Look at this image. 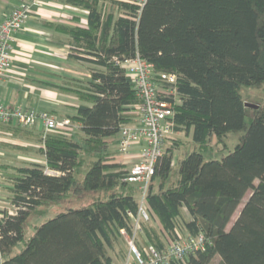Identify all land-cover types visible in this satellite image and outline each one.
<instances>
[{"label": "trees", "instance_id": "16d2710c", "mask_svg": "<svg viewBox=\"0 0 264 264\" xmlns=\"http://www.w3.org/2000/svg\"><path fill=\"white\" fill-rule=\"evenodd\" d=\"M63 1L89 11L87 27L51 26L69 35L68 57L87 63L91 76L66 84L81 100L67 114L79 124L70 134L43 135L47 163L7 166L4 180L16 212L0 210V264H115L117 247L114 253L126 258L122 230L134 234L139 190L123 179L124 165L110 162L109 146L140 102L114 57L137 54L157 72L177 73L181 103L171 121L195 145L173 166L174 148L183 141L167 140L146 196L150 220L141 219L136 230L137 247L145 254L149 245L164 249L168 237L204 233L203 249L167 264H211L216 257L218 264H264V99L258 108L247 107L242 93L264 85V0H147L143 7L131 0ZM231 132H242L234 149L207 159L213 139L225 143ZM87 192L102 194L27 233L37 208Z\"/></svg>", "mask_w": 264, "mask_h": 264}, {"label": "crops", "instance_id": "0c3cea01", "mask_svg": "<svg viewBox=\"0 0 264 264\" xmlns=\"http://www.w3.org/2000/svg\"><path fill=\"white\" fill-rule=\"evenodd\" d=\"M24 3L31 4V13L10 41L11 65L0 80V101L9 107L32 108L48 114L52 112L50 115L57 117H67V114L76 112V106L81 100L74 92L66 89V84L70 79L89 78L90 71L87 63L68 57L69 35L51 25L56 23L82 27L80 18L84 16L81 11L83 7L75 5L78 10L71 9L63 0H0V21ZM85 67L86 71L82 72L81 69ZM43 132L42 121L28 128L13 124L2 126L0 174L3 179L8 173L7 166L47 163L46 156L40 150ZM143 147L144 142L140 140L134 143L128 156L111 151L110 162L128 168L138 161ZM3 181L5 183L0 187V197L3 198L0 202L9 201L5 209L13 210L9 184ZM4 191L8 198L1 195Z\"/></svg>", "mask_w": 264, "mask_h": 264}, {"label": "built area", "instance_id": "2783aa9c", "mask_svg": "<svg viewBox=\"0 0 264 264\" xmlns=\"http://www.w3.org/2000/svg\"><path fill=\"white\" fill-rule=\"evenodd\" d=\"M146 1L134 0L133 2L143 7ZM66 6L78 10L75 5L67 4ZM81 11L89 13L87 9ZM30 13L31 4L24 3L11 10L0 21V80L11 65L10 41L14 38L15 32L19 31L26 23ZM114 63L131 77L140 97V102L133 105L134 120L125 124L119 132L118 151L120 155L128 156L135 142L140 140L144 142L138 161L125 168L123 175L125 181L135 185L139 190L140 207L134 234L130 236L125 230H122V234L128 242V253L122 264H167L173 259H183L188 254L203 249L209 241V237L204 233L187 235L180 240L168 237L167 246L164 249H157L154 245H149L145 254L135 243L136 230L141 227L140 220H150L146 208V196L156 165L165 154L168 138L177 132L171 120L175 114V105L181 103L178 75L174 72H157L153 63L139 54L125 59L114 57ZM38 121L43 123V135L52 130H61L70 134L79 124L78 122L75 124L68 117H57L32 108L9 107L0 101V139L2 126L13 124L21 128H28L34 126ZM174 162L173 158L172 165L175 164ZM47 172L50 171L47 170ZM15 212V207L13 210H9L11 214Z\"/></svg>", "mask_w": 264, "mask_h": 264}, {"label": "rangeland", "instance_id": "374dc122", "mask_svg": "<svg viewBox=\"0 0 264 264\" xmlns=\"http://www.w3.org/2000/svg\"><path fill=\"white\" fill-rule=\"evenodd\" d=\"M110 1V0H109ZM134 1V0H131ZM82 10H85L84 8ZM88 11V10H87ZM84 16L82 18H80V23L83 24L82 27H87V20H88V14L83 12ZM86 68L81 69L82 72L86 71ZM242 93L244 96V99L246 100V102H251V103H255V104H261L263 102L264 99V85L259 86V87H243L242 89ZM252 116L253 115H249L247 116V123H250L252 121ZM242 132H231L228 134V136L225 138V143H216V139L214 138L211 145L213 147V150H210L208 152L205 153V157L207 159L209 158H221L223 155L227 154L228 152L232 151L235 147V145L237 144V142L239 141V137L240 134ZM171 143L174 139L177 140H182L183 144L181 145V147L179 148H174V152H173V158H174V163L176 164V161L181 158V157H185L194 147V143L191 139V136L186 135L184 132H176L173 133L171 135L169 139H171ZM119 139V134L115 137V140L110 144L109 149L112 152H117V155H120L119 151H118V144H117V140ZM169 141L168 143L166 142L165 145V151H167V149L169 148ZM112 155V154H111ZM174 164V165H175ZM173 165V166H174ZM86 171V169L83 168V172ZM0 187L1 184H4L5 182L3 181L4 179L2 178V174H0ZM102 193H98V192H87V193H82V194H72L69 197H65L64 199L58 201V202H53L52 204H48V205H43L40 206L39 208H37L29 217V219L27 220L26 223V229H27V233L31 234L34 232L35 228L37 225L41 224L42 222H44L45 220L51 218L52 216H54L57 212L61 211V210H65L71 206H78V205H83L86 203L91 202L92 200H94L95 198L98 197V195L100 196ZM251 192H248L245 195L244 201H246L249 196H250ZM1 195H4V197L8 196L6 195V192L4 191L3 193H1ZM2 197H0V199H2ZM2 201H5L4 199ZM9 206V201L7 203L5 202H0V208L5 209L6 206ZM244 205V202L241 203L238 207V209L236 210V212L233 215V220L232 222L238 217L240 210L242 209ZM232 222L228 225V228H230L232 226ZM122 246L127 249V245L126 242H122ZM20 248V245L19 247ZM120 248L117 247L115 249V251H112L111 254H113L114 256V260H115V264H122L124 259L123 257H120L118 254L114 253L119 250ZM220 261L219 257H216L211 264H218Z\"/></svg>", "mask_w": 264, "mask_h": 264}, {"label": "water", "instance_id": "95a60500", "mask_svg": "<svg viewBox=\"0 0 264 264\" xmlns=\"http://www.w3.org/2000/svg\"><path fill=\"white\" fill-rule=\"evenodd\" d=\"M245 106L251 107V108H258L259 105L251 102H245Z\"/></svg>", "mask_w": 264, "mask_h": 264}]
</instances>
